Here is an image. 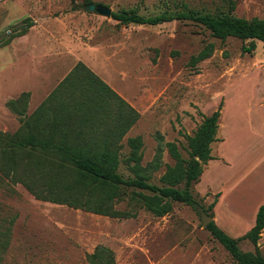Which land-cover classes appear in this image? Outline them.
Listing matches in <instances>:
<instances>
[{
    "label": "rangeland",
    "instance_id": "1",
    "mask_svg": "<svg viewBox=\"0 0 264 264\" xmlns=\"http://www.w3.org/2000/svg\"><path fill=\"white\" fill-rule=\"evenodd\" d=\"M91 4L145 18L195 12L264 20V0H0V133H15L82 62L139 114L121 142L119 175L134 177L126 141L138 138L141 176L165 187L161 179L176 164L166 144L189 159L186 136L196 131L201 115L210 116L221 104L218 137L225 141L212 149L231 162L213 166L208 175L222 184L227 201L246 198L243 187L257 184L248 174L258 165L259 154L247 145L243 148V117L256 124L264 120V44L254 41L255 50L246 53L243 48L250 47L251 40L228 37L221 42L202 25L184 20L155 27L124 26L89 11ZM27 19L32 26L15 36ZM210 45V57L197 61ZM23 94H28L24 116L17 112L20 106L14 110L8 104ZM233 114L241 119L240 132L233 130ZM3 173L0 264H92L89 257L97 247L111 250L115 264H237L203 227L199 207L167 201L171 212L158 217L141 205L139 195L149 193L119 188L120 199L111 209L124 216H101L35 198L19 181L25 178L21 168L13 178ZM70 174L69 168L63 169L61 176L48 180L44 172V182L68 183ZM208 184L203 180L193 187L204 209L213 196L198 192ZM219 212L226 234H241L246 223L232 225L223 207ZM238 247L243 253L254 252L247 240Z\"/></svg>",
    "mask_w": 264,
    "mask_h": 264
},
{
    "label": "trees",
    "instance_id": "2",
    "mask_svg": "<svg viewBox=\"0 0 264 264\" xmlns=\"http://www.w3.org/2000/svg\"><path fill=\"white\" fill-rule=\"evenodd\" d=\"M110 18L124 26L150 27L172 21H191L208 29L211 36L221 42L228 37L251 40L250 47L243 48L246 53L255 50L254 41L264 44V20H245L231 13L213 16L189 12L145 18L134 12H117L111 13ZM24 23L23 29L15 36L23 35L32 26L29 19ZM212 50L211 45L206 47L196 60L207 59ZM27 96L23 94L18 102L8 104L14 110L20 106L17 112L24 116ZM221 108L220 104L210 116L201 115L202 122L196 131L192 136H186L189 159H183L173 144H166L176 164L168 168L161 179L165 187L150 184L141 176L138 167L141 141L138 138L126 141L131 148L127 163H133L129 169L134 177L124 179L117 173L121 142L137 122L139 114L86 65L78 62L15 133H0V171L13 178L21 168L25 178L19 181L35 198L96 215L124 216L111 209L114 200L120 199L119 188L149 193L151 196L139 195L141 205L158 217L171 212L167 201L194 209L199 207L208 214L216 199L204 209L197 203L193 187L199 182L203 166L214 159L211 144L220 141L216 134ZM68 168L72 176L68 183L52 185L44 182L47 175L50 180L61 176L63 169ZM205 228L237 264H264V253L258 246L264 229V204L256 213L254 226L242 238L230 237L213 221ZM242 240L251 243L253 253H243L239 249ZM89 258L92 264H115L112 251L104 247H97Z\"/></svg>",
    "mask_w": 264,
    "mask_h": 264
},
{
    "label": "crops",
    "instance_id": "3",
    "mask_svg": "<svg viewBox=\"0 0 264 264\" xmlns=\"http://www.w3.org/2000/svg\"><path fill=\"white\" fill-rule=\"evenodd\" d=\"M104 83L107 84L106 82H104ZM220 119H221V116H220ZM232 125H233V130L234 129H236L237 131L239 130L238 132H240L243 129V131H242V133H243V139H242L243 140V142H242L243 148H245L247 145L248 149L253 150L254 153H255V151H257V153L259 154L258 155V157H259L258 165L255 166V168L251 169L250 173L248 174V177H252L253 179L257 178V184L253 185V186H255L253 189H252V184H251V186H249V188L247 186L243 187L242 192L244 193V195H247V196H246V198H243L242 201H240L241 199H235L236 197L232 198L230 201H227L225 198L226 191H225L224 187H222V184L220 186H218L219 185L218 182H216L213 177H209L208 172L210 171V169L213 166H215L214 168L216 169L217 167L219 168V163L229 165V163L231 162L230 159H226L227 160L226 161L223 158L224 156L214 155V153H213V149H212L213 145L218 144V143H223L225 141L224 139H221L218 137V129H219V122H218V129H217L216 137L220 141L214 142L211 144V156L214 159L208 161V163L203 166V172L200 176L199 182L197 184H195L194 187L196 189V187H198V185H200L203 180L206 183L209 182V184L207 185V188L204 192H202V193H200L198 191L197 192L202 196H205L207 193H210L211 196H213L212 197L213 200L211 201L210 205L216 199V202H215V204L211 210V217L210 218H211V221H213L218 228L223 230L224 227H226L225 222L223 221L222 216L219 212V209L221 207H223L226 210V212L229 214V216L233 219L231 222L232 225H236L237 223L240 224V223H242V221L244 222V224L246 223V226L244 225V229L240 230L241 234H238V236H234V239H239V238L244 237L251 230V228L254 226L256 213H257L259 207L264 204V120L260 124H256L252 121L251 117H249V119H247V120L243 117V128L241 129L240 117L238 115L233 114ZM244 127H246V128H244ZM251 144H253V145H251ZM235 191L233 190L231 192L233 193ZM216 195H218V196L216 197ZM211 196L210 195L206 196L205 200L209 201ZM226 202H227V204H226ZM199 209H201V208H199ZM246 209H248V210H246ZM232 232L237 233V230L232 229ZM263 239H264V229H263V231L260 235V239L258 241V246H259L260 250L264 249L263 248L264 246H262V240Z\"/></svg>",
    "mask_w": 264,
    "mask_h": 264
},
{
    "label": "water",
    "instance_id": "4",
    "mask_svg": "<svg viewBox=\"0 0 264 264\" xmlns=\"http://www.w3.org/2000/svg\"><path fill=\"white\" fill-rule=\"evenodd\" d=\"M88 10L91 12H96L99 15L105 16L108 18L111 16V13H112L110 11V9H108L102 5H95V4L89 5ZM197 211L201 215V222H202L203 227H206L211 222V218L208 215H206L203 210L198 208Z\"/></svg>",
    "mask_w": 264,
    "mask_h": 264
}]
</instances>
